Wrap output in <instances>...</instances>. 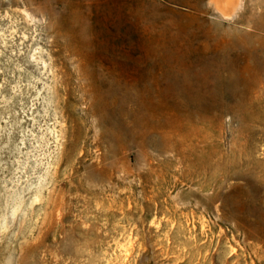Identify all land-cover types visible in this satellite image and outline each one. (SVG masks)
Segmentation results:
<instances>
[{
    "label": "rangeland",
    "instance_id": "1",
    "mask_svg": "<svg viewBox=\"0 0 264 264\" xmlns=\"http://www.w3.org/2000/svg\"><path fill=\"white\" fill-rule=\"evenodd\" d=\"M0 264H264V0H0Z\"/></svg>",
    "mask_w": 264,
    "mask_h": 264
}]
</instances>
